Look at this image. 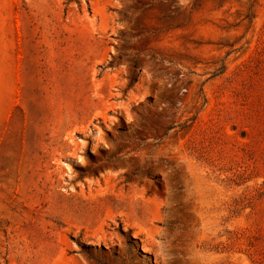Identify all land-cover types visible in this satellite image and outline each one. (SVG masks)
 Segmentation results:
<instances>
[{"label": "rangeland", "instance_id": "rangeland-1", "mask_svg": "<svg viewBox=\"0 0 264 264\" xmlns=\"http://www.w3.org/2000/svg\"><path fill=\"white\" fill-rule=\"evenodd\" d=\"M264 0H0V264H264Z\"/></svg>", "mask_w": 264, "mask_h": 264}, {"label": "trees", "instance_id": "trees-1", "mask_svg": "<svg viewBox=\"0 0 264 264\" xmlns=\"http://www.w3.org/2000/svg\"><path fill=\"white\" fill-rule=\"evenodd\" d=\"M255 252H256V253H259V255H260V257H261V258H260V261L263 263V262H264V253H262V252L260 253V250H255Z\"/></svg>", "mask_w": 264, "mask_h": 264}]
</instances>
